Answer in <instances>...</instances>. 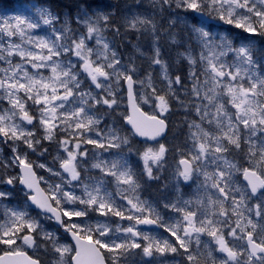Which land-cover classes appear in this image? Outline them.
<instances>
[{"label":"snow or ice","instance_id":"6c2138e0","mask_svg":"<svg viewBox=\"0 0 264 264\" xmlns=\"http://www.w3.org/2000/svg\"><path fill=\"white\" fill-rule=\"evenodd\" d=\"M37 11L0 8V264H264V5L174 0L181 66L157 36L149 70L115 26L84 13L69 39Z\"/></svg>","mask_w":264,"mask_h":264},{"label":"clouds","instance_id":"9594fccd","mask_svg":"<svg viewBox=\"0 0 264 264\" xmlns=\"http://www.w3.org/2000/svg\"><path fill=\"white\" fill-rule=\"evenodd\" d=\"M255 3L264 5V0H255ZM173 4L174 0H16L12 7L35 16L37 22L41 24V12L37 10H42L55 21L57 29L65 30V35L69 39L78 31L86 28L83 20L80 23L75 21L78 16L87 13L89 17L99 20L102 31L105 28L116 27V31H110L106 35L109 40L113 41L115 47L119 48L120 54L126 58L125 63L134 59L137 70H149L151 69V57L148 48L157 36L160 38V43L169 49L173 68L181 66L177 59V52L180 51L185 26L182 23L177 24L174 17L170 16ZM133 19L137 20L135 25L131 23ZM70 25L71 29L68 30ZM137 36L139 40H136ZM129 38L133 39L135 46L129 45L127 49L121 47L122 40ZM140 49L144 51L141 52ZM182 95H185L183 101L175 95L170 98L171 111L168 117V127L162 137L163 140L169 142L170 147L175 146L176 139H183L188 122L197 115L188 103L187 94L182 93ZM100 118L109 122L115 119L114 115L108 113L100 114ZM33 140L32 161L37 165L45 160L48 164L54 163V155L39 147L40 137H34ZM22 146V144L16 145V147ZM6 147V144H0V157L5 153ZM146 194L155 195V192L149 188ZM9 195L23 197L24 192L20 190L9 193ZM41 258L44 259V257ZM45 264H52V261L48 259Z\"/></svg>","mask_w":264,"mask_h":264},{"label":"trees","instance_id":"16d2710c","mask_svg":"<svg viewBox=\"0 0 264 264\" xmlns=\"http://www.w3.org/2000/svg\"><path fill=\"white\" fill-rule=\"evenodd\" d=\"M14 1L13 0H0V8L2 6H11L13 5Z\"/></svg>","mask_w":264,"mask_h":264},{"label":"rangeland","instance_id":"374dc122","mask_svg":"<svg viewBox=\"0 0 264 264\" xmlns=\"http://www.w3.org/2000/svg\"><path fill=\"white\" fill-rule=\"evenodd\" d=\"M13 1H14L13 4H15V3H16V0H13ZM1 8H3V9H7V10H9V11H13V10H15V9L12 7V5H11V6H2Z\"/></svg>","mask_w":264,"mask_h":264}]
</instances>
